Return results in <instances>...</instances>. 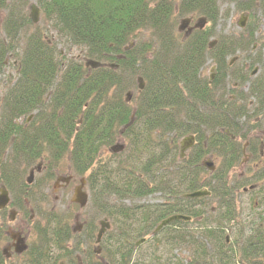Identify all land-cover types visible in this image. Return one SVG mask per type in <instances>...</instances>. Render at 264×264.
Wrapping results in <instances>:
<instances>
[{
    "label": "trees",
    "instance_id": "obj_1",
    "mask_svg": "<svg viewBox=\"0 0 264 264\" xmlns=\"http://www.w3.org/2000/svg\"><path fill=\"white\" fill-rule=\"evenodd\" d=\"M229 1L237 11L250 14L249 23L241 39L226 37L211 49L210 39L219 19L217 0H38L45 22L58 39L53 45L19 6L0 0V15L8 13L2 19L6 43L0 41V77L4 75L5 59L12 54L18 57L17 75L0 96V182L17 193L18 197L12 195V206L27 213L25 200H31V187L23 182L25 166L45 162L47 182L70 157L72 172L80 176L89 173V204L95 213L122 221L119 236H112L121 246L112 253V263L132 264L133 243L153 234L171 216L185 215L202 225L205 219H212L218 228L206 227L205 232L213 235L221 228L218 233L223 234V222L236 220L239 190L225 185V177L219 172H207L200 161L219 152L224 155L223 168L235 167L241 151L225 131L238 135L242 118H250V112L256 117L264 111V75L236 79L240 86L249 84L250 88L242 95L245 97L230 100L228 84L233 76L226 62L228 56L245 48L251 53L262 41L256 36L260 23L256 13L259 11L264 20V0ZM176 9L180 16H203L209 28L183 40L175 29ZM25 27L33 31L20 42L19 34ZM145 33L148 40L143 39ZM244 34L249 38L244 39ZM60 43L81 49L87 61L101 65L93 69L80 58L66 61L54 47ZM209 58L218 67L212 84L203 75ZM258 58L256 55L249 69L264 64L262 56ZM102 62L109 65L104 67ZM139 77L145 88L132 98L133 107L125 92L136 86ZM250 98L256 103L252 107L247 105ZM21 118L25 122L18 124ZM186 135L194 136L197 142L189 158L181 159L178 139ZM120 137L127 138L129 149L112 153L109 160L102 159L101 152L117 144ZM7 146L15 153L8 161L14 164L11 173L5 171L10 164H2ZM206 188L210 197L183 198ZM155 193L165 196L163 203L134 206ZM111 197L117 203L130 201L133 206L117 209L109 203ZM213 203L217 207L211 206ZM68 219L54 217L47 220V228H36L37 242L25 258L28 264L50 263L53 248L68 255L67 245L75 237ZM182 225L185 223L173 222L164 232ZM84 229L91 242L96 224L91 222ZM256 233H264V229ZM158 237L152 236V240ZM241 237L245 238L243 234ZM3 239L0 225V244ZM246 243V261L256 264V252L264 259V236H253ZM238 253L241 255L239 249Z\"/></svg>",
    "mask_w": 264,
    "mask_h": 264
},
{
    "label": "rangeland",
    "instance_id": "obj_2",
    "mask_svg": "<svg viewBox=\"0 0 264 264\" xmlns=\"http://www.w3.org/2000/svg\"><path fill=\"white\" fill-rule=\"evenodd\" d=\"M218 9H219V19L217 23V27L215 29V35L210 39L211 45L215 43L218 46V43L221 42L224 38L231 37L232 39H241L242 32L246 29L247 23H249L248 18L245 19V27H240V22L248 14V12H239L236 9L234 4H231L229 0H217ZM10 5L19 6L21 8V12L25 15L31 17L32 9L39 10L38 12V23L36 24L41 29L44 30V34L46 36V40L50 45L53 43H57V37H55V33H53V29L51 26L47 25L45 22V18L42 16V12L39 9L38 0H10ZM23 7V9H22ZM177 9L174 13L175 18V29L179 31V28H183L181 33L182 37L185 36L188 31V25H184L188 20L193 21V26L198 24H204V30L209 28L207 25V20L198 14L184 15L180 16L177 13ZM8 14V13H7ZM6 14V15H7ZM21 14V13H20ZM0 15V41L6 43L5 37L3 35L2 27H3V17L6 16ZM19 17V13L16 14ZM22 15V14H21ZM256 17L260 20L259 29L257 31L256 36H260L258 38H262V41L256 43L255 50L249 53V50L245 48L243 52H237L235 55H230L227 57V63L235 61L229 69L227 70L230 73L228 88L235 93L237 97H245L242 95L247 94L248 86L243 85L240 86L237 80L244 75L248 76L254 73V77H260L264 75V64L262 66H253L250 68V63L255 59L256 55L264 56V20L260 16V12L256 13ZM33 31V28L25 27L24 30L19 34V40L22 42L26 36ZM196 33V32H195ZM244 39H248L249 35L244 34ZM246 36V37H245ZM149 34L145 33L143 36L144 40H148ZM20 44V48L22 47ZM134 44V43H133ZM56 47L61 51L65 60H75L80 58L81 62L85 64L87 62V58L83 57V53L79 48H68L63 43H60ZM247 52V53H245ZM259 59V58H258ZM246 62V63H245ZM104 65H109V63L102 62ZM215 61L211 58L208 59L207 64L204 71V78H214L215 72L213 68L215 66ZM18 70V57L12 54L7 59H5V68L4 75L0 77V96L7 90L10 86L11 82L14 81ZM249 72L246 74V71ZM237 79V80H236ZM212 80V79H211ZM131 94V101L133 102V107L135 105V101L132 100L138 95V87L137 82L136 86H131L128 91L125 92V95ZM235 96L234 94H231ZM50 96L47 97L49 99ZM127 98V97H126ZM255 99L250 98L247 102V105L254 106ZM263 113L258 114L256 117L249 113V119L242 118L239 122V138L236 140V146L239 147L241 151V156L237 161L235 167L232 168H223L222 162L224 155H221L219 152H214L215 154L207 155L203 161H200V165L202 166L203 162L214 163L216 166L217 172L219 175L224 176L225 185L232 187H236L239 191L241 187H245L246 189H250V186L255 185L260 190H256L253 192H249V194H243L241 190V196H238V205L236 206L235 216L236 220L234 222L226 223L223 222L225 226L222 228V232L226 233V237L223 234L219 235L218 231H213V235L205 232V228L208 227L212 230H216L217 223L212 219H205L203 221V225L199 222L189 221L184 222L185 225L175 226L170 229L168 232H162L157 240H152V235H146V241L142 245L136 247L135 244L140 241L137 239L133 243L134 250L132 251V264H253L250 261H246L244 257L246 249L244 248L247 240L253 238V236H264V233H256L259 229H264V111ZM34 113L28 118L27 125L33 120ZM24 118L18 120V124L24 123ZM185 139H188V135L182 136L178 139L179 141V156L181 151V145L185 142ZM129 144L127 138L120 137L117 145L120 147L122 145L125 146L126 149ZM12 146V144H10ZM228 145V143H227ZM117 146V147H118ZM258 148L257 152L254 154L255 148ZM13 149V148H12ZM125 150V149H124ZM252 151L249 152V151ZM123 152V150H122ZM117 151L116 154L122 153ZM128 153V151L126 152ZM190 153L187 152V159L189 158ZM101 158L104 160H109L112 158V152L110 149H106L101 152ZM15 157V153L12 152L11 148L7 146L6 152L2 157V164L7 162L10 164L5 171L11 173L13 170L14 164L8 162ZM226 157V155H225ZM70 157H66L65 160L60 164L58 171L52 180L45 182V178L47 176V170L45 167V162H35L32 163L29 167H24V175L23 182L27 186L31 187L29 189L31 200H25L27 213L19 207L11 206L5 212V215L0 212V224L5 225L6 231L10 232H20L23 230L24 235L28 236V245L37 242V235L35 233L36 228H47V220H52L54 217L65 216L66 219L69 217V227L75 232L74 239L70 241L67 245V254L64 252H60L56 249H52L51 257L52 260L50 263L46 264H96L94 262V257L92 256V251L98 248L103 250L102 258H106L109 264L112 263L109 259L112 253L116 252L121 246L115 244V239H112V236H119L117 230L119 229L120 223H122L120 218H115L114 216L109 217L107 215L96 214L94 209L91 208V205L88 202V206L86 208H80L79 204L74 203V190L76 187L80 185L81 179H87L89 173L84 176L77 175L75 172L70 170ZM26 163H23V165ZM35 170L33 176V184L28 185L27 179L30 177V171ZM1 174V172H0ZM70 178L71 182L68 186H65L64 182H59L61 186H55L57 180H66ZM207 180H210V175L205 177ZM44 180V181H43ZM5 186L4 183L0 182V187ZM63 186V187H62ZM14 192L12 189H9ZM86 192L90 195V190L88 185L85 187ZM10 192L11 198L14 193ZM16 197L17 193L14 194ZM165 196L160 193H155L154 195L148 196L145 199H142L134 204L139 206H154L157 204H161L164 202ZM119 202L115 198L111 197L110 204L111 206L117 205V209L122 208L123 206L131 207L133 203L130 201H124L123 203ZM122 204V205H121ZM120 205V206H119ZM211 206L217 207L216 203H213ZM11 210H16L17 218L16 223H9V216ZM71 218V219H70ZM104 219H107L109 223L112 225V229L108 234L103 238L100 245H96V235L99 228L100 222H104ZM96 224L97 231L90 242L86 238L84 226L89 223ZM19 223L22 224L21 228L19 227ZM2 225V226H3ZM4 227V226H3ZM251 229V231L249 230ZM253 230V231H252ZM242 234L245 238L241 237ZM169 235V236H168ZM168 236V237H167ZM9 236H5V241L1 242L0 250L3 253L5 249V242L8 241ZM211 237V238H209ZM112 239V240H111ZM223 239V243L221 241ZM227 240H229L227 242ZM245 243V244H244ZM230 246H240L239 250L241 251V255L238 253V249L236 253H233V248ZM244 246V247H243ZM206 250V257L203 259V253ZM69 251L71 254L69 255ZM129 253V252H124ZM75 255H77L75 258ZM5 257V256H4ZM63 257V258H62ZM74 257V260L72 259ZM118 260L119 256L115 254ZM26 258V257H25ZM24 258V259H25ZM256 264H264V259L260 258L258 252L255 254ZM56 260L55 262L53 260ZM79 259V260H78ZM90 262V260H92ZM23 261V259L21 260ZM28 264L27 260L21 262L20 264ZM5 264H16L7 262ZM19 264V263H17Z\"/></svg>",
    "mask_w": 264,
    "mask_h": 264
},
{
    "label": "flooded vegetation",
    "instance_id": "obj_3",
    "mask_svg": "<svg viewBox=\"0 0 264 264\" xmlns=\"http://www.w3.org/2000/svg\"><path fill=\"white\" fill-rule=\"evenodd\" d=\"M184 25H188V31L186 32V35L183 37V40H188L189 39V37H191V35H194L195 34V32L196 31H198V30H203L204 29V27H199L197 24L196 25H194L193 26V21L192 20H188L187 22H185V24ZM183 29V28H182ZM215 43H213L212 45L210 44V47L211 48H214L215 46ZM254 51L255 52H258V50L256 49L255 50V46H254ZM262 60H263V63H264V56L262 57ZM235 61H232L230 64H229V66H231L233 63H234ZM259 65V64H258ZM261 66V65H260ZM213 71L215 72V75H214V78L212 77V78H209L208 80H209V83L210 84H212L214 81H215V79H216V76H217V73H218V67H217V64H215V66H214V68H213ZM255 73V72H254ZM254 73H252L251 75H250V79H254V78H257V77H254ZM203 75H204V71H203ZM212 79V80H211ZM247 86H248V91H249V88H250V86H249V84H247ZM231 94H234L235 95V93H232V91H231ZM229 98H230V100H236L237 99V96L235 95V96H233V95H229ZM246 120L248 119V117L247 118H245ZM225 133L226 134H228L230 137H231V139L232 140H237L238 138H239V135H236V136H234V135H230L229 133H228V131H225ZM188 139H193V141H191V140H187V139H185V142L181 145V148H185V150L183 151V154H181V155H183L184 156V158L186 159L187 158V156L188 155H186L187 154V152H191L193 149H194V147H195V145H196V142H197V140H196V138L194 137V136H192V135H188ZM258 149V148H257ZM259 150V149H258ZM250 152V151H249ZM255 152H257V150H255ZM180 153H181V151H180ZM211 155H213V154H211ZM252 156H254V154L252 155ZM205 158V157H204ZM203 158V159H204ZM203 159L201 160V161H203ZM209 164V162H203L202 163V166L205 168L207 165L206 164ZM211 165L212 166H214L215 167V169H216V166H215V164L214 163H211ZM208 168H209V166H207ZM208 168H205L206 170H207V172H210V173H213V172H215V170L214 171H209L208 170ZM64 182L65 183V186L64 187H66V186H68L69 184H70V182L71 181H69V179H67V180H60V179H58V182ZM58 185V187L59 186H61L59 183L57 184ZM3 187V186H2ZM63 187V186H62ZM207 192H209L210 193V195L209 196H206V197H210L211 196V192L208 190V188H206L205 189ZM241 190H243L242 191V193L243 194H249L248 193V191L249 192H253V191H256V190H260V188H258L257 186H255V185H252V186H250V189H246L245 187L243 188V187H241V189H240V191L238 192V195L239 196H241V194H240V192H241ZM264 195V194H263ZM205 197V198H206ZM10 207H7V208H5L4 210H2V211H0V212H2L4 215H5V212L4 211H6L7 209H9ZM11 211H14V210H11ZM16 218H17V214H16V211H14V214L12 215L11 213H10V216H9V223H11V224H14V223H16ZM172 224V223H171ZM170 224V225H171ZM1 225V224H0ZM3 225V224H2ZM1 225V226H2ZM160 225V224H159ZM158 225V226H159ZM170 225H168V226H170ZM4 226V227H3ZM2 227H3V229H4V235L6 236H9L8 237V241L7 242H5V249H4V251H3V253L1 252V250H0V253H1V257H0V264H5V263H7V262H11V263H21V262H24L25 261V257L27 256V253H28V251H29V248H30V245H28V236H26V235H24V231L23 230H20V232H17V233H15V232H10V233H8V230L6 231V229H5V225H3ZM21 226H22V224L21 223H19V227L21 228ZM158 226L156 227V229L158 228ZM168 226H166V227H164L157 235H160L162 232H164L166 229H167V227ZM156 229L153 231V234L155 235V231H156ZM153 236V235H152ZM103 240V239H102ZM102 240H101V242H102ZM5 241V240H4ZM145 241L146 240H144V243H145ZM229 240H227V242H228ZM143 243V244H144ZM96 245H100V244H96ZM142 245V244H141ZM138 246H140V245H138ZM138 246H136V247H138ZM228 247H232V248H234L235 250H237V249H239V247L240 246H230V245H228ZM244 247V246H243ZM245 248V247H244ZM235 250H232L233 251V253H235ZM103 250H101V248H98V249H95V250H93L92 251V256L95 258L94 259V262H96V264H109L108 263V261H107V259L106 258H102V256H103ZM5 256V257H4ZM77 255H75V258H77L76 257ZM23 259V261H21ZM72 259L74 260V257H72ZM79 260V259H78ZM93 261V259L92 260H90V262H92ZM23 264V263H22ZM79 264H80V260H79Z\"/></svg>",
    "mask_w": 264,
    "mask_h": 264
},
{
    "label": "water",
    "instance_id": "obj_4",
    "mask_svg": "<svg viewBox=\"0 0 264 264\" xmlns=\"http://www.w3.org/2000/svg\"><path fill=\"white\" fill-rule=\"evenodd\" d=\"M38 11L39 10H36L34 8L32 9L31 18H32L34 23L38 22V13H39ZM245 18L246 17H244L242 19V21L240 22V27L241 28L245 27V20H246ZM89 66H91L92 68L96 69V68H98L99 63H96V62H93V61H89V62H87V67H89ZM138 82H139L140 90H143L144 89L143 80L139 79ZM130 97L131 96L129 95V100H130ZM188 140L193 141V139H188ZM183 149L185 150V148H182V153L184 151ZM122 150H123L122 146H120V147L116 146V147L113 148V151H115V152L122 151ZM206 165L209 166L210 170H214V167L210 163L209 164L207 163ZM33 176H34V173L31 172L30 177L28 178V184L32 183ZM85 186H86V182L84 180H82L80 186H78L75 189V191H74V196H75L74 202L79 204L81 208H84V207L87 206L88 198H89L87 193L83 192V189L85 188ZM209 195H210V193L207 192V191H198V192H195L193 194H189L186 197L189 198V199H197V198H204L205 196H209ZM9 202H10L9 192L7 190H5L4 188H1L0 189V210L5 209L8 206ZM189 220H190L189 218L184 217L182 215L172 216V217L164 220L158 226V228L156 229L155 233H159L164 227L168 226L169 224H171L173 222H176V221H189ZM107 229H109V224H106L105 222H102L101 223V230L99 231V234H98L97 243H99L101 241V239H102L103 235L106 233Z\"/></svg>",
    "mask_w": 264,
    "mask_h": 264
}]
</instances>
